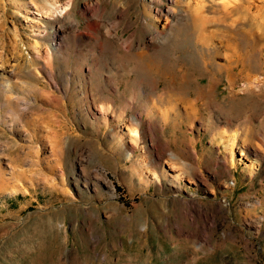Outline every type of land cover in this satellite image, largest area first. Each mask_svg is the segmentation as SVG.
<instances>
[{
    "label": "rangeland",
    "instance_id": "obj_1",
    "mask_svg": "<svg viewBox=\"0 0 264 264\" xmlns=\"http://www.w3.org/2000/svg\"><path fill=\"white\" fill-rule=\"evenodd\" d=\"M170 1L0 0V264H264V0ZM86 26L180 96L123 99Z\"/></svg>",
    "mask_w": 264,
    "mask_h": 264
},
{
    "label": "bare ground",
    "instance_id": "obj_2",
    "mask_svg": "<svg viewBox=\"0 0 264 264\" xmlns=\"http://www.w3.org/2000/svg\"><path fill=\"white\" fill-rule=\"evenodd\" d=\"M152 1H154V0H152ZM32 2H33V0H31V3ZM175 4H176V1H175L174 5ZM55 8H57V7H55ZM51 10H52V8H51ZM56 10H59V8H57ZM48 11H50V10H48ZM51 14L53 15V11H52ZM167 15H166L167 18L172 17V7L168 8ZM169 19H167V20H169ZM153 22L154 21L151 19L150 20V24L153 23ZM165 29H167V27H165ZM89 31H91L90 32L91 34H95L94 36H96L95 37L96 39H100V40L102 39L105 42L106 46L109 49L113 50V53H116L115 54L116 57H114V55L113 56L110 55L109 53L108 54L110 56H108V57H109V59L112 62H116L117 66H118V69L115 68V70H113L112 77H113V79L115 81H117L119 83L118 84V89L122 92L121 95H122L123 99L128 95L127 93H128V91H130L129 90L130 86L135 88L134 91L136 93L138 92L137 93L138 97L142 98V96H143L145 98L144 102H139L138 103L139 105L136 103L138 105V107L146 106V107H150V109H152V110L158 108L159 105H161L162 103L165 104L167 102L168 104H172V102H173L172 99L175 96H180V95H177L176 91H174L172 89H169V88H166V87L161 92L158 91V88H159L158 85H159L160 82L158 80L152 79V78H150L148 76L149 71L152 68L151 67L152 66V62L153 63L155 62V61H153L154 58L156 56L160 57L159 55H154L152 53L153 52V48H155L156 46L152 45L153 48L152 47H147L145 49L142 48V50L133 53L132 50H131L132 46L128 45L126 43H125L126 46L125 45L123 46L122 44H119V40L117 39V36H115L112 33L111 30H106L104 33H101L100 29H99V32H98V30L95 27L91 28L90 26H86L83 29V33H81L82 37L83 38H87L85 35H89L90 36ZM63 33H64L63 29L59 28L57 30V32H56V36L55 37L59 38V37H61L63 35ZM81 34H80V37H81ZM157 36L159 37V36H163V35L158 33ZM201 38H202V36H201ZM95 42L98 43L96 40H95ZM96 43H93L94 45H93V49L92 50L94 51V53H96V49H97ZM5 46H6L5 43L0 45L1 49H3V50L7 49ZM102 49L100 51H102ZM36 56L38 57V55H36ZM103 56L104 55H102V54L99 55L98 57L96 55V58H95L94 62L90 66L91 67L90 72H93V73L94 72L95 73L100 72V70L102 69V61L101 60H102ZM48 59H49V57H48ZM132 72H134L135 75L131 77L130 74ZM15 76L16 75L13 72L5 73V74L2 73L0 75V81H2V83L0 84V87L3 88L4 91L6 89H8V87L6 88V85H8V86H9V84L11 85L10 80H12L11 78L12 77L14 78ZM202 81H203V79H199V86H200L199 89L201 91H206V89L201 87V82ZM251 83H252V80H251V82L248 83L249 87L251 86ZM82 84H83V88H84V92H85L84 96L87 98V96H88V91H87L88 82H87V78H85V77L83 78ZM205 86H207L208 88H211V84H209V83H208V85L205 84ZM144 88L146 89L145 91H144ZM212 90H214V89H212ZM205 94H207V93H205ZM98 109L100 111V114L106 115L107 112H110V111L112 112L114 110V107H112L111 105H103L102 104V105H100L98 107ZM16 113H17V111H16ZM127 135L131 138V140H134L135 142L139 141L138 140L139 139L138 132L135 129L129 128L128 132H127ZM127 135L123 134L121 136V139H120L121 144H124V139H125V137ZM234 142H235V139H234ZM35 153H36L35 155L37 156V154H39V151L36 150ZM0 175H1L2 179H3L4 175L2 173Z\"/></svg>",
    "mask_w": 264,
    "mask_h": 264
}]
</instances>
